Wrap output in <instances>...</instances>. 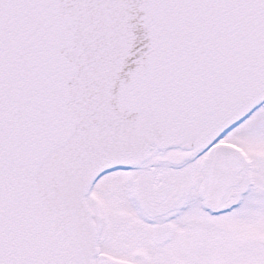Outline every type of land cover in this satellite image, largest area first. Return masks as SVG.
I'll return each instance as SVG.
<instances>
[{"label": "snow or ice", "instance_id": "6c2138e0", "mask_svg": "<svg viewBox=\"0 0 264 264\" xmlns=\"http://www.w3.org/2000/svg\"><path fill=\"white\" fill-rule=\"evenodd\" d=\"M0 264H264V0H0Z\"/></svg>", "mask_w": 264, "mask_h": 264}]
</instances>
